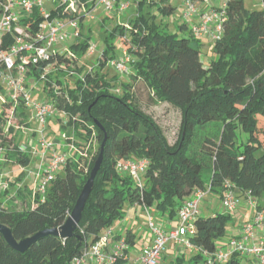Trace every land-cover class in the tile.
Masks as SVG:
<instances>
[{
    "label": "trees",
    "instance_id": "trees-1",
    "mask_svg": "<svg viewBox=\"0 0 264 264\" xmlns=\"http://www.w3.org/2000/svg\"><path fill=\"white\" fill-rule=\"evenodd\" d=\"M168 1L136 0L137 15L104 30L105 49L88 71L79 61L87 53L91 37L80 32L86 12L79 11L84 7L90 11L96 0L55 1L49 18L78 19V35L65 53L54 51L48 61L28 71L38 81L44 68L52 66L43 90L48 93L47 102L64 114L65 120L59 119V123L64 132L68 129L65 141L75 150L47 185L43 201L37 195L33 198L26 185H18L21 176L9 180L0 192V224L17 242L45 230H60L82 195L104 142L102 162L72 235H44L26 251L17 252L0 234V264H71L114 221L123 218L127 205L154 208L158 218L178 220L179 209L197 191L221 201L226 181L235 194H249L257 211L263 209L264 130L259 119L264 118V0H260L258 10L246 9L243 0H228L222 36L213 42L216 58L208 67L201 61V42L192 35L188 23L179 26L178 35L151 22L153 6L165 17L174 12ZM144 9L148 10L142 13ZM1 13L2 0L0 17ZM43 21L34 9L19 23L32 39ZM103 23L107 25V19ZM15 35L13 30L1 36L0 51L9 50ZM116 42L130 58L128 82H119L109 66L118 58ZM71 73L77 76L68 86L60 76ZM118 83L119 93L115 91ZM140 89L147 91L151 103H165L180 111L181 132L176 145L168 144L154 120L139 107ZM8 108V102L1 104L0 152L6 165L25 168L30 156L10 135L14 125L6 132ZM12 120L17 127L28 126L24 112H15ZM92 144H96L94 153ZM140 159L147 161L141 187L116 169L120 161ZM15 196L28 202L25 210L13 208L10 200ZM230 218L226 212L209 217L199 212L195 216V232L188 236L194 264H204L203 253L214 255L238 237L216 244L227 236ZM126 238L133 247L135 236L130 230ZM247 257L235 253L217 264H245Z\"/></svg>",
    "mask_w": 264,
    "mask_h": 264
},
{
    "label": "built area",
    "instance_id": "built-area-1",
    "mask_svg": "<svg viewBox=\"0 0 264 264\" xmlns=\"http://www.w3.org/2000/svg\"><path fill=\"white\" fill-rule=\"evenodd\" d=\"M43 1L2 0L0 17V38L2 35L11 34L13 30L17 34L9 50L0 51V82L8 89V95L3 102L10 104V108L7 110L11 109L10 112L6 110V116L8 117L6 132H8L9 127L14 125L12 118L14 113L17 112L16 109L22 107L21 112H24V108L30 105L33 110L32 119L40 126L38 132L40 138L37 143L43 149L44 156L48 152L51 153L49 158L43 157V170L42 172L37 171L35 176L37 187L32 193L33 198L37 195L40 201L44 200L47 185L55 178L65 160L74 153L75 149L72 145H69L71 154H62L58 151L61 149L60 147H55L53 142L47 140L46 126L48 122L52 119L57 120V122H59V119L65 120V116L57 113L47 100L30 102L29 76L31 75L28 69L32 66H38L41 62L48 61L51 54L55 51L54 48L62 45L72 36L77 37L79 30L78 19L66 21L51 20L49 14L43 8ZM213 1L218 2L219 5L217 7L214 5L210 6L209 4H212ZM196 2L198 7L195 4ZM227 2L228 0H184L185 11L182 17L187 22L194 18L199 21L197 25L191 26V33L196 39L206 37L213 43L221 38L223 24L226 21ZM116 3V0H96L94 7L87 11L85 16L90 15L96 7H103L107 13L111 14L115 8L119 13H122L129 6L127 0H122L118 7ZM201 3H207L210 7L205 11H200ZM34 9L38 10L44 21L39 26V32L31 39L25 35L19 22L21 19L27 18ZM68 28L73 31L72 34L67 32ZM23 36L28 37V40L24 39ZM95 50V46H89L88 51L90 54H93ZM66 51L64 49L61 53ZM129 61L130 58L127 52L122 50L121 56L109 62V66L124 75L128 73L127 65ZM51 72L52 66L48 65L44 68L38 81L43 82L45 76ZM72 75L74 73L70 74V76ZM115 91L117 93L120 92L119 89ZM15 128L22 131L26 127L16 126ZM20 150L22 152L25 151L22 148ZM0 155H2L1 152ZM146 167L147 161L143 159L120 161L116 165L118 172L130 176L139 187L142 185ZM206 195L207 192H195L179 209L177 224L170 228L168 232L154 218V208L142 206L146 216V226L151 234V243L144 246L136 257L129 255L130 247L126 233L125 236H116L114 229L111 227L104 230L99 239L91 246L85 248L78 257L72 260L71 264H116L118 261H122L125 264H160L162 253L169 241H172L176 246L191 251L188 236L195 232L194 218L200 212L199 204ZM245 199L246 203L256 210V202L249 194L245 195ZM221 204L223 210L228 214L234 213L238 208L235 190L227 181L223 185ZM263 225L264 207L256 212L252 222H246L241 225L237 238L231 239L225 247H221L214 255L203 253L206 257L204 264L220 263L235 253L252 257L254 264H264V240L257 239L255 233V229L261 228Z\"/></svg>",
    "mask_w": 264,
    "mask_h": 264
},
{
    "label": "rangeland",
    "instance_id": "rangeland-1",
    "mask_svg": "<svg viewBox=\"0 0 264 264\" xmlns=\"http://www.w3.org/2000/svg\"><path fill=\"white\" fill-rule=\"evenodd\" d=\"M56 0H44L43 1V8L46 13H49L50 10L54 8ZM129 2V6L126 11L119 13L116 8L115 10L109 14L107 13L103 7H96L93 9L90 15H86L83 18L82 26L80 28V32L83 36L89 35L91 37L90 45L95 46L96 50L93 54H90L89 51L80 59L79 64L83 66L84 70H90L95 65L96 58L102 53V51L105 49V45L102 43L103 37H104V30L112 29L117 23H124L128 21V19L134 17L138 14L137 10L135 9L137 6L136 0H127ZM244 6L246 9L249 10H258L260 9L261 3L260 0H243ZM71 3V2H70ZM73 4V3H71ZM168 4L174 7V12L169 16H162L158 13L156 6H153L151 11V22L154 21L156 24H162L164 25L165 31L167 33H177L180 35L179 26L183 25L184 23H188L189 28L192 26V20L186 21L182 16V14L185 11L184 8V0H169ZM197 6V2L195 3ZM215 7H217L219 4L216 1H213L212 3ZM198 7V6H197ZM73 8H75L73 6ZM87 8H81L79 11V14L87 12ZM148 9H144L142 13H145ZM147 18H149L148 15H146ZM103 19H107V25L106 27H101L100 22ZM71 29L68 28L67 32H71ZM201 42V61L203 62L204 67H208L212 61L215 60V55L212 52L213 43L206 37H203L199 39ZM75 41V37L72 36L69 38L65 43H63L60 46L55 47V50H58L59 53L62 52L64 49H68V47L73 44ZM116 54H121V44L119 42H116ZM61 47H64V49H60ZM72 68H75L74 65H72ZM114 73H117L119 82H128L127 76H130L129 73L126 74V76H123L122 74L116 72L114 69H112ZM77 76L75 73L74 75L70 76L67 75V77H64V75L60 76L61 78H64V82L68 86L72 85V82L74 81V78ZM29 79L33 83L32 85L29 84V90L30 93V102L33 103L36 102H42L45 101L48 97L47 91L45 92L43 90L44 84L42 81H37L33 77L29 76ZM55 79V78H54ZM55 82V81H54ZM119 88V83L116 89ZM8 95V89L7 87L0 82V113H1V104ZM138 98L140 102H138L139 107L144 111L147 115H149L156 125L160 128L163 135L165 136L168 144L170 146H174L178 143L180 132H181V113L178 109L172 107L171 105L165 104V103H157L153 104L148 99V93L146 90L140 89L138 91ZM22 107H18L16 109L17 112H21ZM8 112L11 111V109L7 110ZM8 114V113H7ZM24 117L28 121V126L24 128V130H18L14 126L13 132L10 133V135L15 136V142L16 145L19 148L24 149L29 156H30V163L27 167L22 170L23 172V184L26 185L28 190L35 191L37 187V179H35L37 171L43 170L44 165H42L43 157L49 158L50 152L46 154V156L43 155V149L38 145V140L40 138L39 136V129L40 126L38 123H36L32 117H33V110L32 107L29 105L24 108ZM33 120V121H32ZM50 122V121H49ZM259 123L264 130V118L259 119ZM15 125V124H14ZM67 134H70L67 131H65ZM65 132L59 122L55 120L54 122H51V124L46 126V136L47 140L49 142H53L55 147H60L59 153L62 154H71L69 144L65 141ZM68 136V135H67ZM31 142V143H30ZM96 151V144H92L91 146V153H94ZM3 159L2 157L0 158ZM4 160V159H3ZM36 181V182H35ZM5 186L0 187V192L4 190ZM3 201V206H5ZM7 202V201H6ZM5 202V203H6ZM10 203H12V206L14 209L21 211L25 210L28 206V202H24L21 197L15 196L14 199L11 198ZM246 205H248L246 203ZM250 210V212L245 216L246 221H249L252 217L253 212H255V208L251 206H247ZM199 210L201 212L202 217H209L210 215H213L214 213H221V211H224L222 208V204L220 199L214 197L212 194H207L203 200L199 204ZM225 212V211H224ZM154 218L157 220L158 215L153 214ZM254 219V218H253ZM127 220V221H125ZM239 218H237L234 213L231 214V218L229 220V223L227 224V230H230V227L234 223H238ZM253 221V220H252ZM251 222V221H250ZM112 228L114 229V234L125 236V233L127 230L133 231L135 234V244L133 246L134 249L138 250L142 242L140 240L142 239V236L150 234V231L148 230L146 226V216L144 211L141 209H138V211L135 213V211L130 207H125V213L121 220L114 221ZM227 239V236L225 238L219 239L217 241V245L220 246L225 242ZM175 245H173L172 242L167 243L166 247L163 251L165 254V257L160 264H171V260H175V255L173 254V248ZM183 251L184 260L182 264H189L190 258L192 254L187 249H184L183 247L178 246ZM162 253V254H163ZM169 255H171L169 257ZM162 257V256H161ZM169 257V258H168ZM161 260V259H160ZM244 261V260H243Z\"/></svg>",
    "mask_w": 264,
    "mask_h": 264
},
{
    "label": "crops",
    "instance_id": "crops-1",
    "mask_svg": "<svg viewBox=\"0 0 264 264\" xmlns=\"http://www.w3.org/2000/svg\"><path fill=\"white\" fill-rule=\"evenodd\" d=\"M117 1L118 0H116V2ZM120 2H122V0H119V3ZM209 5L211 6L213 4H209ZM209 5L207 3H201L200 4V11H205L207 8L210 7ZM198 22H199L198 19L194 18L192 20V25H194V24L197 25ZM116 23H117V21H116ZM81 26H82V24H81ZM100 26L101 27L102 26L106 27V23H103V20H101ZM70 31L71 32H69V33L72 34L73 31L72 30H70ZM62 48L64 49V47H61L60 49H62ZM54 50H55V48H54ZM55 51L58 52V50H55ZM120 56H121V54L118 55V58ZM128 73L130 75V72H128ZM123 76H126V74H124ZM128 78H129V76H127V79ZM30 85H32L31 80H30ZM54 121H55L54 119L50 120V122H48V126L51 124V122H54ZM1 157L3 158V155H0V158ZM22 170H24V167H22L20 165H17V164H10V163L6 165L5 161L2 159L0 161V187L1 186H5L6 187L8 185V181L9 180H14L18 176H21V178H22L21 180L18 181V185L19 186H23L24 185L23 184L24 183L23 182V175H20V172H22ZM235 195H236V199L238 201V208L234 212V215L237 218H239V220H238V223L232 224V226L230 227L229 231L227 230V239H226L225 242H223L222 245L226 244L229 239H231V238H233L235 236H239L241 225H243L246 222H250V221L252 222V220L255 217L256 212H257V210H255V212H253L252 217H251V219L249 221H246L245 219H243L250 212L251 209H249L247 207L248 205H246V199H245V195L244 194L236 192ZM130 207L135 211V213L138 211V209L142 210V206L134 205V206H130ZM221 213H225V212L221 211ZM230 216H231V214H230ZM157 221H158V223L160 225L163 226V228H165V231L168 232V230L170 228H173L174 226H176L177 218L174 219V220H165L163 217H160V218L157 219ZM131 232L135 236L133 231H131ZM255 233H256L257 239H263L264 240V225L261 228H256L255 229ZM134 241H135V238H134ZM140 242H142V245H141V247L138 250L134 249L133 247L130 248L129 255L131 257H136L139 254L140 250L144 246H146V245L151 243V234L142 236V239L140 240ZM170 242H172V241H169L168 243H170ZM173 245H175V244L173 243ZM189 252H190V254H192L189 264H194V262L192 261V257L194 256V254L192 253V251H189ZM173 254L175 255V258H174L175 260L173 261V259H172L170 263L171 264H182V262L184 260V256H183V251L181 250V248H179L178 246L175 245L174 248H173ZM170 256L171 255H169V257ZM165 257H167V256H165V254L163 253L160 262ZM244 262H245V264H253V259H252V257H247V258L244 259Z\"/></svg>",
    "mask_w": 264,
    "mask_h": 264
},
{
    "label": "water",
    "instance_id": "water-1",
    "mask_svg": "<svg viewBox=\"0 0 264 264\" xmlns=\"http://www.w3.org/2000/svg\"><path fill=\"white\" fill-rule=\"evenodd\" d=\"M103 146H104V142L101 145V150H100V154L98 156V160L97 163L95 165V167L93 168L92 172H91V176L90 179L82 193V195L80 196V198L78 199L70 217L67 219L65 225L63 227L60 228V230H45L42 231L40 233H37L36 235L26 238L24 240H21L19 242L15 241V239L12 236L11 231L4 225L0 224V234L3 236L5 242L15 251L17 252H24L26 251L32 244H34L39 238H41L44 235H54V236H59V237H69L72 235V232L76 226V222L79 218V213L80 210L82 208L83 202L91 188V185L93 183V180L95 178V175L97 173V171L99 170V167L101 165L102 162V156H103Z\"/></svg>",
    "mask_w": 264,
    "mask_h": 264
}]
</instances>
